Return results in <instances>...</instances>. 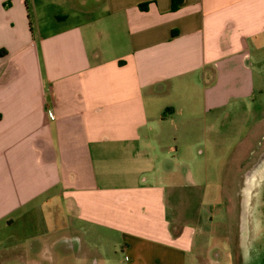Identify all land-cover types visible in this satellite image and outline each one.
<instances>
[{
	"label": "crops",
	"instance_id": "1",
	"mask_svg": "<svg viewBox=\"0 0 264 264\" xmlns=\"http://www.w3.org/2000/svg\"><path fill=\"white\" fill-rule=\"evenodd\" d=\"M172 3L0 0V249L14 237L33 256L17 262L43 264L56 235L80 263L208 254L207 225L170 206L200 123L237 106L264 119V0Z\"/></svg>",
	"mask_w": 264,
	"mask_h": 264
},
{
	"label": "rangeland",
	"instance_id": "2",
	"mask_svg": "<svg viewBox=\"0 0 264 264\" xmlns=\"http://www.w3.org/2000/svg\"><path fill=\"white\" fill-rule=\"evenodd\" d=\"M245 111L244 106H237L218 112L216 121L210 125L214 128L210 134L203 123L195 125H198L192 143L195 160L191 166L183 167L181 178L185 189L179 191L181 203L175 208L170 206L172 211L169 212L191 228L207 231L203 229L207 225L210 231L208 254L201 250L202 262L191 264H264V119L257 118L255 110L248 117L244 116ZM188 144L187 141L178 143L179 150L185 148L181 150L185 154ZM197 166L203 167L202 173ZM190 176L194 177L196 188L190 186ZM169 192L171 199L175 191ZM189 202L192 217H189ZM198 217L202 219L200 223L196 221ZM197 237L201 241L205 238L199 233ZM62 238L56 235L44 239L47 251L42 253L43 264H94L92 260L97 261L93 251L87 263L77 261L79 256V260L82 258L79 252L77 256L65 258L58 247H52ZM15 243L18 238L7 239L6 249H0V264H22L16 261L17 257H33L11 246ZM61 249L63 251L64 247ZM99 250H107V246L102 245Z\"/></svg>",
	"mask_w": 264,
	"mask_h": 264
},
{
	"label": "trees",
	"instance_id": "3",
	"mask_svg": "<svg viewBox=\"0 0 264 264\" xmlns=\"http://www.w3.org/2000/svg\"><path fill=\"white\" fill-rule=\"evenodd\" d=\"M180 3H181V0H173L172 6H171V10L175 11L178 8V6L180 5ZM139 9L142 10V11L146 10L147 9V4L139 5Z\"/></svg>",
	"mask_w": 264,
	"mask_h": 264
},
{
	"label": "built area",
	"instance_id": "4",
	"mask_svg": "<svg viewBox=\"0 0 264 264\" xmlns=\"http://www.w3.org/2000/svg\"><path fill=\"white\" fill-rule=\"evenodd\" d=\"M51 118H53V115L50 113Z\"/></svg>",
	"mask_w": 264,
	"mask_h": 264
}]
</instances>
